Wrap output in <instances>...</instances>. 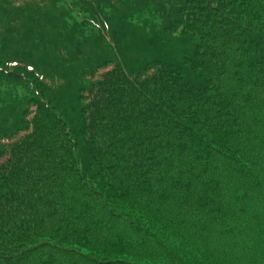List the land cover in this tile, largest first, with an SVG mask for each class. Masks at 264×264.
I'll list each match as a JSON object with an SVG mask.
<instances>
[{"label": "trees", "instance_id": "trees-1", "mask_svg": "<svg viewBox=\"0 0 264 264\" xmlns=\"http://www.w3.org/2000/svg\"><path fill=\"white\" fill-rule=\"evenodd\" d=\"M0 264H264V0H0Z\"/></svg>", "mask_w": 264, "mask_h": 264}, {"label": "rangeland", "instance_id": "rangeland-1", "mask_svg": "<svg viewBox=\"0 0 264 264\" xmlns=\"http://www.w3.org/2000/svg\"><path fill=\"white\" fill-rule=\"evenodd\" d=\"M84 17H87L86 16V14H83V13H78V11L77 10H75L74 12H73V18H74V20H72V21H74V22H76L77 24H81V23H84L83 21H84ZM55 18H57V15H54L53 17H52V19H55ZM69 24L71 23V21H69L68 22ZM89 28V27H88ZM90 31V30H89ZM15 40L16 39H13V40H11V42L10 43H7L6 44V47L3 49V51H4V54L5 55H7V56H9V58H12V60H10V61H8V62H24V61H26V62H28V63H36V62H38L39 60H38V58L35 60L36 62H34V60H31V58H29L30 56H31V54L32 53H28L27 51H26V49H22V50H20V47L19 46H17L16 45V43L18 44V42H15ZM77 41H79V43L80 42H82V39H77ZM85 44L86 43H84L83 44V42L78 46L79 47V53H78V57H77V62H79V61H84V60H87L88 58H89V56H88V53H89V50H87L86 49V47H85ZM124 47H126V48H129L130 46H128L127 45V43H125V46ZM102 48V47H101ZM71 51L70 52H74L76 49L74 48V46L72 45V48L70 49ZM109 53V51H104L103 50V48H102V50L101 49H95V50H93V52L92 53H90L91 55L93 54V53ZM19 53H24L23 55H20ZM68 54H70V53H67V55ZM71 54H73V55H76L77 53H71ZM65 55V53L64 54H62V57ZM26 56H28L27 58H25ZM110 56V54H108V57ZM13 58H16V59H13ZM25 59L24 61H22L23 59ZM17 59H21V60H17ZM46 62L45 63H42V64H40V63H37L38 65H39V68L42 70V71H46L47 73L50 71L49 69H53V68H56V65L55 64H58V65H60V63L58 62V61H56V59L54 58V57H50V58H46V59H44ZM89 62L90 61H93V59H91V60H88ZM25 62V63H26ZM49 63H55V64H52V65H50V66H48V64ZM49 74V73H48Z\"/></svg>", "mask_w": 264, "mask_h": 264}]
</instances>
